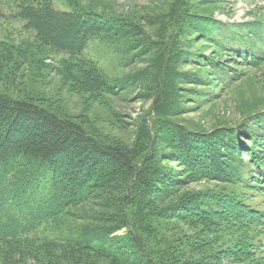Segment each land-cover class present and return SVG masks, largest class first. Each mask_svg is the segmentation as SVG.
Listing matches in <instances>:
<instances>
[{
  "label": "trees",
  "instance_id": "16d2710c",
  "mask_svg": "<svg viewBox=\"0 0 264 264\" xmlns=\"http://www.w3.org/2000/svg\"><path fill=\"white\" fill-rule=\"evenodd\" d=\"M0 4L36 43L70 57L81 58L91 42H104L122 30L141 37L134 21L123 16L58 10L51 0ZM220 25L212 37L220 49L247 67L264 63V50L256 44L262 41L263 23L240 36ZM244 37L254 42L249 45ZM210 67L228 72L219 64ZM255 121L258 132L242 122L212 134L172 124L164 134L149 131L138 151L100 141L73 119L0 94L1 264L30 260V237L104 195H110L102 201L108 199L111 206L94 220L101 225L81 234L62 264H92L82 252L109 264H264V254H257L264 212L238 191L252 183L264 191V115ZM161 140L170 154L148 148ZM165 163L180 164L192 182L212 181L229 189L181 194V180ZM33 258L53 264L44 248L35 249Z\"/></svg>",
  "mask_w": 264,
  "mask_h": 264
},
{
  "label": "rangeland",
  "instance_id": "374dc122",
  "mask_svg": "<svg viewBox=\"0 0 264 264\" xmlns=\"http://www.w3.org/2000/svg\"><path fill=\"white\" fill-rule=\"evenodd\" d=\"M51 1L58 10H93L130 18L141 37L122 30L104 42H91L81 58L70 57L36 43L23 23L0 7L1 95L30 101L75 120L100 141L138 151L149 131L164 134L172 124L212 134L246 122L252 132H258L255 118L264 115V63L247 67L220 49L212 37L220 24L239 36L250 34L254 24L264 25V0ZM244 40L249 45L254 42ZM262 41L256 44L264 50ZM211 64L228 72H218ZM148 148L172 152L162 140ZM164 166L177 173L181 194L229 189L212 181L192 182L178 163ZM249 186L237 190L252 207L264 212V191L253 183ZM103 199L90 200L74 211V217L62 218L48 231L30 237V260L24 264H45L46 258L43 262L33 258L34 250L42 248L53 264H62L66 250L79 244V236L101 225L94 220L111 206V201ZM258 231L257 254H264V229ZM82 253L88 254L92 264L110 262Z\"/></svg>",
  "mask_w": 264,
  "mask_h": 264
}]
</instances>
